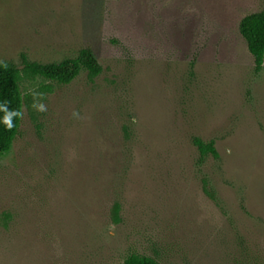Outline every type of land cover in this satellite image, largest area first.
Listing matches in <instances>:
<instances>
[{
	"label": "rangeland",
	"instance_id": "rangeland-1",
	"mask_svg": "<svg viewBox=\"0 0 264 264\" xmlns=\"http://www.w3.org/2000/svg\"><path fill=\"white\" fill-rule=\"evenodd\" d=\"M263 7L0 0V62L90 47L102 66L69 84L20 81V131L0 155V264H122L133 251L264 264V67L240 32ZM195 136L218 158L198 164Z\"/></svg>",
	"mask_w": 264,
	"mask_h": 264
},
{
	"label": "trees",
	"instance_id": "trees-1",
	"mask_svg": "<svg viewBox=\"0 0 264 264\" xmlns=\"http://www.w3.org/2000/svg\"><path fill=\"white\" fill-rule=\"evenodd\" d=\"M240 32L247 42L248 49L254 58V70L259 73L264 67V7L259 12L246 15L240 22ZM82 71L97 77L102 72V66L90 47L83 48L73 58L51 63H39L24 59L23 67L0 62V104L7 103L0 110V155L8 153L20 131L23 115V97L20 81L23 76L35 78L37 76L54 80L62 84H69ZM19 112V116H11L13 127L8 129L2 122L6 113ZM193 144L198 151V164H203L211 154L218 158V152L213 140L205 141L195 136ZM209 192V191H207ZM119 207L115 208L118 218ZM122 264H159L158 261L146 254L130 252Z\"/></svg>",
	"mask_w": 264,
	"mask_h": 264
},
{
	"label": "clouds",
	"instance_id": "clouds-1",
	"mask_svg": "<svg viewBox=\"0 0 264 264\" xmlns=\"http://www.w3.org/2000/svg\"><path fill=\"white\" fill-rule=\"evenodd\" d=\"M34 95V100H35V97L39 94H33ZM4 105H7V103H3V104H0V110L3 109V106ZM33 107L37 110V111H40V112H43L45 111V106L43 103H37V102H34L33 103ZM20 113L19 112H16V111H11L10 113H6V115L4 116L3 118V123L7 126L8 129H11L13 127L12 123H11V119L10 117L11 116H19Z\"/></svg>",
	"mask_w": 264,
	"mask_h": 264
}]
</instances>
